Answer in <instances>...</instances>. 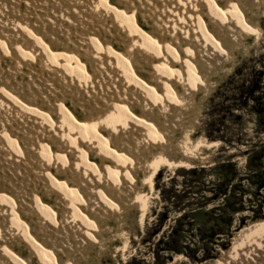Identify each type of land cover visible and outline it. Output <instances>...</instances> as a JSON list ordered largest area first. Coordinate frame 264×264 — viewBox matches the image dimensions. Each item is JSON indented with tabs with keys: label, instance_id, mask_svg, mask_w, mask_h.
Wrapping results in <instances>:
<instances>
[{
	"label": "bare ground",
	"instance_id": "obj_1",
	"mask_svg": "<svg viewBox=\"0 0 264 264\" xmlns=\"http://www.w3.org/2000/svg\"><path fill=\"white\" fill-rule=\"evenodd\" d=\"M261 21L264 0H0V264H125L160 169L210 165L199 106ZM229 254L264 264V223Z\"/></svg>",
	"mask_w": 264,
	"mask_h": 264
},
{
	"label": "rangeland",
	"instance_id": "obj_2",
	"mask_svg": "<svg viewBox=\"0 0 264 264\" xmlns=\"http://www.w3.org/2000/svg\"><path fill=\"white\" fill-rule=\"evenodd\" d=\"M259 26V44L218 77L193 123L198 140L218 145L210 165L160 169L125 264L226 263L263 224H253L264 218V21Z\"/></svg>",
	"mask_w": 264,
	"mask_h": 264
},
{
	"label": "trees",
	"instance_id": "obj_3",
	"mask_svg": "<svg viewBox=\"0 0 264 264\" xmlns=\"http://www.w3.org/2000/svg\"><path fill=\"white\" fill-rule=\"evenodd\" d=\"M193 170H195V169H193ZM262 188H264V184L262 185ZM260 223H264V218L263 219H259V220L255 221V222H253V224H260ZM228 250L229 249H227L225 252L229 253ZM223 260L224 259H221V261H223ZM169 262H171V260H169Z\"/></svg>",
	"mask_w": 264,
	"mask_h": 264
}]
</instances>
